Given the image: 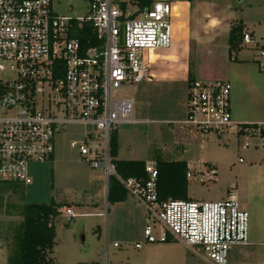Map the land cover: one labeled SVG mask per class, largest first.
<instances>
[{"label":"built area","instance_id":"1","mask_svg":"<svg viewBox=\"0 0 264 264\" xmlns=\"http://www.w3.org/2000/svg\"><path fill=\"white\" fill-rule=\"evenodd\" d=\"M189 1L89 0L85 16L69 18L53 12L50 0H0V183L30 184L26 164L50 161L64 126L93 127L96 132H84L70 147L142 206L144 243L178 242L192 253L200 249L209 264H226L232 247L248 244V215L235 193L216 202H161L154 160L145 162V179H122L109 157L117 127L138 123L125 86L151 80L148 61L172 45L174 6ZM77 35L95 43L83 45ZM260 44L244 33L242 45L256 48L264 74ZM230 89L224 80L189 79L182 124L201 138L235 129L236 135L260 138L264 147V119L232 121ZM185 178L207 185L216 182L217 172L204 163L187 168ZM59 212L67 220L77 216L69 207Z\"/></svg>","mask_w":264,"mask_h":264},{"label":"rangeland","instance_id":"2","mask_svg":"<svg viewBox=\"0 0 264 264\" xmlns=\"http://www.w3.org/2000/svg\"><path fill=\"white\" fill-rule=\"evenodd\" d=\"M88 2L89 0H50V5L58 16L78 18L87 13ZM189 2L191 10L187 25L192 38L190 51L194 75L199 72L203 75L201 79L206 80L225 79L226 76L234 82L237 89V109L247 110L250 115L257 116V110L264 106L260 90L257 92V87L264 91V74L256 69V64L252 65L258 78H251L245 68L239 70L231 67L232 64L226 58V36L229 22L242 19L253 30L254 41H264L261 40L264 39V0ZM205 24L207 26L202 30ZM181 25L178 26L179 29ZM248 47L255 49L252 51H255V57L258 58L256 48L253 45ZM246 48L239 54L240 57L250 58L251 50ZM176 58L172 62H176ZM154 59L147 63L151 72L154 65L160 64ZM239 72L244 75L238 79ZM124 90L125 96L133 103V119L142 123L117 127L121 158L142 159V149L147 147L145 132L152 135V129H156L158 134L167 130L166 126L144 122L173 118L175 108L180 107V103H176L178 94L179 98L183 95L185 105L186 86L180 82L159 84L144 80L140 84L127 85ZM181 118L185 119V116ZM84 132L96 131L89 126H64L63 132L54 140V158L26 164L30 184L0 183V243L14 246L24 205L46 204L53 200L65 204V207L71 208L77 215L67 220L59 212L61 208L58 209L59 216L54 220L55 238L51 254L53 264H103L104 254L107 255V264H156L153 254L146 252L144 247L142 206L129 195L124 202L108 205L105 200L106 178L103 171L90 168L81 159L77 149L70 147V142L81 140ZM195 139L198 143H194L201 149H174V154L181 150V153L175 155L169 154L171 149H164L168 151L164 154L165 158H185L192 164V168L204 163L215 167L216 182L199 185L193 180L189 181L187 197L193 201L216 202L224 200L228 192L235 193L248 215V244L232 247L227 254L226 264H264V147L261 139L236 135L235 129H226L222 135L208 134L203 138L196 135ZM159 141L155 143L158 144ZM123 151L130 154L125 155ZM137 242L142 246L140 249L134 248ZM113 243L119 244L120 248H113ZM173 245L183 247L175 249L170 257L174 259L173 264H207L201 258L203 254L200 249L194 248L195 253H192L178 242ZM157 256L160 257V254Z\"/></svg>","mask_w":264,"mask_h":264},{"label":"crops","instance_id":"3","mask_svg":"<svg viewBox=\"0 0 264 264\" xmlns=\"http://www.w3.org/2000/svg\"><path fill=\"white\" fill-rule=\"evenodd\" d=\"M190 2L187 4H180V5H175L173 12H174V17H175V22L173 25V41L170 49L163 51V55H159L158 53L154 54V60L160 62L158 65H154L152 67L153 72H151V80L152 82L156 83H161V84H172V83H184L186 86V83L189 79H198L199 80H206V79H201V75L199 72H196L194 75V72L192 70L191 66V51H190V44L192 41L191 34L189 33V27L187 25L188 22V16L190 13ZM180 21V22H179ZM234 21H241L244 26L246 33L250 35L252 39L254 38V32L253 30L247 26V24L244 22V20L239 19V20H231L228 24L227 28V36H228V30L232 22ZM184 22V24H183ZM182 24V25H181ZM179 25H181V28L179 29ZM205 26H202V30L204 29ZM205 34L207 32L205 31ZM203 33L202 35L205 36ZM227 36H226V45H227ZM207 39V36H205ZM218 38V37H217ZM212 39V38H210ZM215 39V37L213 38ZM264 40V39H261ZM261 46H264V41L261 42ZM243 46V45H242ZM251 50V55L250 58H242L240 57L239 54L243 51V49ZM252 50H255L253 47L249 48L247 46H243L242 49L235 55V60L230 61L227 58V61L230 62L229 64H232L235 68H239L241 70L242 68L246 69V73L249 72V75L251 78L254 76V78H258V75L253 67L252 64H256L257 57L255 51L253 52ZM239 55V57H238ZM174 57H177V61L172 62V59ZM151 63V61H149ZM257 66V64H256ZM258 70V67L256 68ZM259 72V71H258ZM244 75L243 72H239L237 74L238 79ZM197 77V78H196ZM225 79H212L208 81H214V80H224L227 81L230 86V106H231V118L232 121L235 123H245V122H260L264 119V106L262 105L260 109L257 110L258 115L257 116H252L250 115L247 110H238L237 109V89L234 87V82H231L229 79H227L226 76H224ZM260 90V95L261 99H264V91L263 89H259L257 87V92ZM173 97L175 95L173 94ZM176 103H180L179 108H175L173 114V118H167L164 120H152L150 122H144V124H151V125H161V126H166L165 128L167 129L165 133L163 134H158L156 129H152V135H148L149 132H145V139L147 142V147L146 149L143 150V155L144 158L140 159H132V158H121L122 156V150L119 147L120 143V136L117 133V141H118V158L121 160H143L145 162L150 161V160H167L165 158L164 154H167L168 151H164V149H171L169 154H179L181 153V150L177 153L174 154V149H201L199 145H196L194 142L198 143V140L196 138V133L193 131L191 127L185 126L182 124L184 119L181 117L186 115L185 111V105L183 104V95L178 94V98L176 99ZM185 104H186V97H185ZM260 113V114H259ZM260 118H262L260 120ZM259 119V120H257ZM136 121V120H135ZM138 123H142L140 121H137ZM137 123V124H138ZM150 131V130H149ZM155 133H157V136H155ZM151 136V138L149 137ZM160 140L159 143H155L156 141ZM200 142V141H199ZM201 144V143H200ZM199 146V147H198ZM173 149V150H172ZM163 150V151H162ZM125 155H129V152L123 151ZM168 154V157H170ZM54 158V154L52 159ZM165 158V159H164ZM168 160H173V161H185L187 163V168H191L192 164L188 162L185 158L182 159H168ZM106 186H105V195H106V188H107V181H105ZM58 203V202H56ZM106 205V204H105ZM138 243V242H137ZM174 243H169L167 244H157V245H146L145 251L152 253L154 262L156 264H173L174 259H171L170 257L174 253L175 249L183 247L179 245H173ZM184 246V245H183ZM176 247V248H175ZM185 247V246H184ZM13 249L12 246H6L0 243V264H7V259L9 252ZM179 250V249H178ZM157 254H160V257L157 256ZM208 264V263H207Z\"/></svg>","mask_w":264,"mask_h":264},{"label":"trees","instance_id":"4","mask_svg":"<svg viewBox=\"0 0 264 264\" xmlns=\"http://www.w3.org/2000/svg\"><path fill=\"white\" fill-rule=\"evenodd\" d=\"M147 4L145 0H134ZM246 32L241 21H234L227 36V57L234 61L235 55L242 49V38ZM83 45L95 42L77 35ZM109 157L115 173L122 179H145V161L121 160L118 158L117 133L110 138ZM157 171V196L161 202L167 200H190L186 191L188 182L185 178L187 163L185 161L155 160ZM126 192L114 178L107 181L105 200L108 205L126 200ZM65 204L50 200L46 204H27L22 207V222L14 238L13 249L9 252L7 264H53L51 258L54 246V220L59 216L58 209ZM98 264V263H91Z\"/></svg>","mask_w":264,"mask_h":264},{"label":"water","instance_id":"5","mask_svg":"<svg viewBox=\"0 0 264 264\" xmlns=\"http://www.w3.org/2000/svg\"><path fill=\"white\" fill-rule=\"evenodd\" d=\"M81 239H83V238L81 237Z\"/></svg>","mask_w":264,"mask_h":264},{"label":"bare ground","instance_id":"6","mask_svg":"<svg viewBox=\"0 0 264 264\" xmlns=\"http://www.w3.org/2000/svg\"><path fill=\"white\" fill-rule=\"evenodd\" d=\"M180 22V21H179Z\"/></svg>","mask_w":264,"mask_h":264}]
</instances>
